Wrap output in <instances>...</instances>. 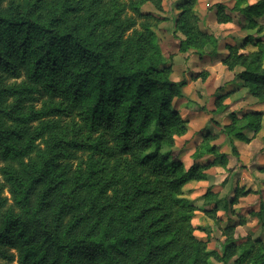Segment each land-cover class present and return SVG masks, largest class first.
<instances>
[{
  "label": "trees",
  "instance_id": "1",
  "mask_svg": "<svg viewBox=\"0 0 264 264\" xmlns=\"http://www.w3.org/2000/svg\"><path fill=\"white\" fill-rule=\"evenodd\" d=\"M197 3L176 4L174 28L184 37L179 51L202 59L207 49L218 55V39L200 29ZM145 4L163 9L161 0H0L3 264H264L262 200L250 215L263 238L234 237L228 225L218 252L196 234L208 229L193 224L199 208L184 187L206 181L225 156L204 131L189 167L175 157L176 139L188 131L176 106L185 81L170 78L156 35L160 20L142 11ZM236 4L243 29L260 32L255 18L264 0ZM217 21L231 17L220 9ZM248 43L255 52L226 46L222 64L241 68L233 81L264 104V42ZM221 101L215 112L228 109ZM228 117L221 132L231 144L261 130L262 112ZM205 156L214 159L200 163ZM250 193L236 189L231 205ZM203 200L214 206L203 212L218 223L216 195L207 189Z\"/></svg>",
  "mask_w": 264,
  "mask_h": 264
},
{
  "label": "rangeland",
  "instance_id": "2",
  "mask_svg": "<svg viewBox=\"0 0 264 264\" xmlns=\"http://www.w3.org/2000/svg\"><path fill=\"white\" fill-rule=\"evenodd\" d=\"M9 1L3 0V5L6 6ZM161 1L162 11H156L150 4L142 6V11L150 12L160 20L156 27V35L164 56L172 64L170 78L173 81H185V86L182 89L183 98L176 101V106L182 118L189 121L188 132L185 136L176 139L175 157L182 158L185 166H188L191 159L185 156L184 152L189 142L198 144L202 132L209 130L216 136L214 144L218 146V153L224 156L229 154L228 158H230L229 169L225 172L229 173L226 178V174L224 175V172L217 168L211 172L208 181L191 182L184 187V197L191 204L199 207V211L193 218V224L208 229L206 233L198 231L196 234L200 238L207 239L209 249L218 252L225 240L222 229L228 225L234 226V237L244 238L249 234L253 238H263L258 219L251 216L250 212L258 210L259 202L261 200L264 202V196L257 198L250 195H257L254 190L264 188V173L257 169L259 162L264 161V158L261 157L264 153V104H260L258 100L250 96L243 100L242 97L246 90L241 88L238 82L233 81L234 75L240 72L241 68L237 67L234 71H229L222 64V59L229 53L226 46H235L236 54H251L256 51V47L249 43L244 45L248 37L264 42V10L262 15L255 18L261 31L246 30L243 29L244 16L236 4V2H241L240 7L252 6L261 0H198L195 12L199 18L200 29L213 34L218 39V55L212 56L210 49H207L202 59H199L193 51L184 53L179 51L180 41L184 37L175 30L174 21L178 14L176 4L185 0ZM220 9L224 15L231 17V22L218 23L217 12ZM261 68H264V61ZM233 88L239 89L232 91ZM219 97H222L221 105L229 106L225 112L214 111L215 102ZM252 110L263 114L261 130L247 143L236 141L237 149L234 152L230 139L221 132V126L229 123L228 114L230 112L240 117L243 113ZM247 136L250 137L252 134L249 132ZM239 188L245 191L250 190L251 193L231 205L235 190ZM207 189H210L211 193L218 192L221 196L220 200L217 198L219 200L217 216L221 218L218 223L209 219L202 211L205 206L203 195ZM3 195H8L6 190ZM213 207L211 205L210 208ZM240 220H245V224L238 225ZM231 263L232 260L229 264ZM0 264H3L1 260ZM12 264H16V262ZM212 264L218 263L212 262Z\"/></svg>",
  "mask_w": 264,
  "mask_h": 264
},
{
  "label": "crops",
  "instance_id": "3",
  "mask_svg": "<svg viewBox=\"0 0 264 264\" xmlns=\"http://www.w3.org/2000/svg\"><path fill=\"white\" fill-rule=\"evenodd\" d=\"M239 84V83H238ZM240 85V87H241V84H239ZM242 88V87H241ZM239 88H233L232 89V91H236V90H238ZM245 90V89H244ZM230 91V90H229ZM247 96H250V97H252L251 95H249L247 92L245 93V95L242 97L243 98V100L244 99H246L247 98ZM186 119V118H185ZM187 120V119H186ZM188 121V120H187ZM188 123H189V121H188ZM206 132H208V133H211L209 130H205ZM188 132V131H187ZM187 134V133H186ZM185 134V135H186ZM212 134V133H211ZM184 135V136H185ZM213 135H215V134H213ZM183 137V136H182ZM201 141V140H200ZM236 141H239V140H235V141H233L232 142V145L234 146V148L235 149H237V144H236ZM239 142H244V141H239ZM200 143V142H199ZM198 143V144H199ZM247 143V142H246ZM197 143H190L189 142V144H188V146H187V148H186V150H185V152H184V155L185 156H187L188 158L191 156V154L195 151V147L198 145ZM228 154V153H227ZM229 157V154H228V156L226 155L225 156V162H224V166H221V165H216V166H214V167H211L210 169H208L207 171H206V175H207V179H206V181H208L209 179H210V174H211V172H213L215 169H220V171H222V172H224V175L226 174L225 172H226V170H228L229 168H228V162L230 163V158H228ZM261 157H263L264 158V153L261 155ZM179 160H181L182 162H183V159L181 158H179V157H177ZM191 159V158H190ZM214 159V157L213 156H205L203 159H201L200 160V163H203V162H205L206 160H209V161H211V160H213ZM228 159V160H227ZM264 160V159H263ZM184 163V162H183ZM192 164V160H191V163L190 164H188V166H186V167H189L190 165ZM185 165V164H184ZM261 167H264V161H262V162H259V164H258V170H259V168H261ZM260 172H262V173H264V171H261V170H259ZM228 173V172H227ZM229 174V173H228ZM228 174H226V176H225V178L228 176ZM206 181H201V182H206ZM239 189H242V188H239ZM220 190H221V188H220ZM259 191H261V193H259L258 194V192ZM254 192H257V195L255 194V195H250V196H255V197H257V198H259V196H264V188H260V190H254ZM213 193H215V194H217L218 196H217V198L220 200L221 198V196H220V194L218 193V192H213ZM248 196V195H247ZM246 196V197H247ZM241 199V197L240 198H238V201ZM246 199V198H245ZM242 200V199H241ZM224 204H225V202L223 203V206H224ZM228 205V204H227ZM230 206V205H229ZM198 207V206H197ZM199 208V207H198ZM210 207L208 206H204L202 209L203 210H208ZM259 209V208H258ZM202 210V211H203ZM220 210H221V208H220ZM218 211V210H217ZM258 210H254V211H251V212H257ZM225 212V211H224ZM206 215V214H205ZM207 216V215H206ZM216 216H217V212H216ZM208 217V216H207ZM217 217H219L220 218V216H217ZM209 218V217H208ZM210 219V218H209ZM220 220H221V218H220Z\"/></svg>",
  "mask_w": 264,
  "mask_h": 264
}]
</instances>
